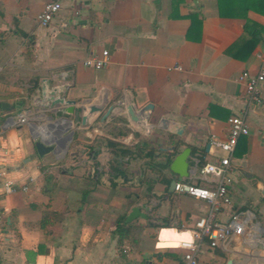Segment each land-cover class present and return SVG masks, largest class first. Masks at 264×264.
Instances as JSON below:
<instances>
[{"label": "crops", "instance_id": "0c3cea01", "mask_svg": "<svg viewBox=\"0 0 264 264\" xmlns=\"http://www.w3.org/2000/svg\"><path fill=\"white\" fill-rule=\"evenodd\" d=\"M51 1L0 0V264H186L179 245L210 206L172 184H203L198 169L226 156L219 143L244 112L250 134L217 220L238 211L247 227L222 247L205 240L198 264H264V83L257 104L239 82L264 61V0H62L45 28L38 16ZM106 50V68L84 65ZM46 85L85 106L87 127L50 119L37 101ZM121 98L153 104L150 132L121 107L102 121ZM28 110L56 154L39 156L33 128L10 121ZM188 148L192 173L180 179L164 165ZM5 179L28 190L6 194ZM133 208L142 215L128 222Z\"/></svg>", "mask_w": 264, "mask_h": 264}, {"label": "built area", "instance_id": "2783aa9c", "mask_svg": "<svg viewBox=\"0 0 264 264\" xmlns=\"http://www.w3.org/2000/svg\"><path fill=\"white\" fill-rule=\"evenodd\" d=\"M62 10V0H53L47 3L43 11L38 16V23L42 27H48ZM64 26H66L64 24ZM264 60V58H263ZM110 64L109 51L93 53L84 62L87 68L101 70ZM239 82L243 83L247 93L249 103L261 104V86L264 83V61L259 71L252 74L248 71L242 72ZM38 114L34 110L22 112L13 121L15 126L38 125ZM229 137L225 142L219 143L221 150L226 154L218 162L207 163L198 169L199 178L203 182L201 185L177 182L174 190L179 194H186L191 197L206 201L210 206V211L206 217L196 221L191 230V239L182 241L179 247L186 251L184 261L186 264H198V253L205 240L211 248L224 246L228 241L236 236H242L248 223V219L241 212L235 211L230 216L227 223L217 220V215L223 206L232 205V198L229 195V186L232 184L233 169L231 159L236 150L241 137L250 134V125L247 122V115L244 112L240 116H233L228 121ZM39 126V125H38ZM40 132L43 128L39 126ZM2 149L0 147V153ZM5 173L0 169V183ZM6 194H13L20 190L27 191V187L20 188L10 180L3 181ZM3 223V216L0 213V225Z\"/></svg>", "mask_w": 264, "mask_h": 264}, {"label": "water", "instance_id": "95a60500", "mask_svg": "<svg viewBox=\"0 0 264 264\" xmlns=\"http://www.w3.org/2000/svg\"><path fill=\"white\" fill-rule=\"evenodd\" d=\"M65 90H67L63 86H56V87H49V86H43L41 88L40 96L37 98V101L39 102V106L41 109L46 111L47 113L52 114L50 116L51 120L55 119V116L60 113L62 114V117L60 118L62 121L70 124L74 123H81L83 127H87L89 124V116L86 114H83V112L86 110L85 106L80 104L77 105V102L75 100L69 99L65 95ZM116 107H121L126 115L130 118V121L139 126L142 130L146 132H150L153 128V126L150 124L149 120L151 118V114L154 110L153 104H148L144 108L138 109L131 101L126 100L125 98H121L117 104L111 105L106 114L102 117V121L104 122L109 116H111L114 112V109ZM90 112L95 113H101L102 109L100 108H91ZM69 115L71 118H66V116ZM10 121H14L13 118H11ZM166 124H168L167 120H162L158 127L166 128ZM33 128V139L36 141L35 146L36 150L39 154V156L43 157L50 153H57V147H59L60 143L56 140H48L43 137L42 133H37L36 131L39 129V126L34 124L32 126ZM74 132H71L68 139H71L73 137ZM178 134H181V131L178 132ZM175 148H172V150H166V151H174ZM192 150L190 148L184 150L180 154H178L175 158H172L171 156H167L165 165L169 163V169L174 174L178 175L180 179L188 178L192 171L190 169V156H191ZM176 182L172 184V186L175 187ZM142 215L140 213L139 208H133L131 214L128 217V222H131L134 218L137 216ZM262 246V243H260ZM232 264V263H230Z\"/></svg>", "mask_w": 264, "mask_h": 264}, {"label": "trees", "instance_id": "16d2710c", "mask_svg": "<svg viewBox=\"0 0 264 264\" xmlns=\"http://www.w3.org/2000/svg\"><path fill=\"white\" fill-rule=\"evenodd\" d=\"M2 123H3V121H1V124ZM169 163H170V161H169ZM169 163L167 165H164V166L165 167H169L168 166ZM116 232L119 235L120 243H123V241L127 238V235L129 233V229H128L127 223L124 220H122V222L119 223Z\"/></svg>", "mask_w": 264, "mask_h": 264}, {"label": "rangeland", "instance_id": "374dc122", "mask_svg": "<svg viewBox=\"0 0 264 264\" xmlns=\"http://www.w3.org/2000/svg\"><path fill=\"white\" fill-rule=\"evenodd\" d=\"M116 124H117V122H116Z\"/></svg>", "mask_w": 264, "mask_h": 264}]
</instances>
